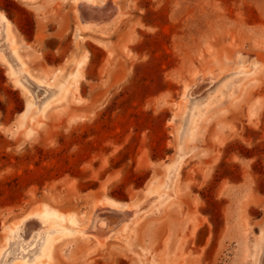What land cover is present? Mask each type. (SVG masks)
Masks as SVG:
<instances>
[{
    "label": "rangeland",
    "instance_id": "obj_1",
    "mask_svg": "<svg viewBox=\"0 0 264 264\" xmlns=\"http://www.w3.org/2000/svg\"><path fill=\"white\" fill-rule=\"evenodd\" d=\"M95 3L104 8L86 6L87 22L118 10L115 27L89 29L76 0H0L35 76L62 82L88 58L77 97L53 104L33 141L17 124L28 97L0 63V247L5 227L38 204L84 229L97 205L109 216L104 197L137 216L105 240L98 228L63 237L52 264H251L264 234V0ZM239 52L258 63L257 86L213 101L184 145L177 198L150 205L176 157L185 91L204 89L211 62Z\"/></svg>",
    "mask_w": 264,
    "mask_h": 264
},
{
    "label": "bare ground",
    "instance_id": "obj_2",
    "mask_svg": "<svg viewBox=\"0 0 264 264\" xmlns=\"http://www.w3.org/2000/svg\"><path fill=\"white\" fill-rule=\"evenodd\" d=\"M20 1L30 6L33 5L34 8H39L38 5L34 4V0ZM76 3L81 22L88 26L89 29L105 30L115 27L119 22L118 10H114V12L112 11L106 15L108 17V19L106 18L107 20L102 19L104 15L102 16L101 14L95 15L94 13L93 16L89 15L92 21L88 23L85 7L91 5L90 9L98 8V11L96 9L98 13L104 7L101 4H96L95 0H93V3L92 0H76ZM96 11L94 10V12ZM21 46H23V43L18 41L11 23L0 14V63H3L8 68L16 86L28 97L26 110L19 117L17 124L19 129L23 128L25 130L27 140L33 141L37 136L34 124L40 123L37 120L39 118L44 119L50 107L57 102L60 103V101L67 100L69 94L77 97L76 94H78L85 78L88 58L82 57L75 64L73 71L71 70L72 72L68 70L67 77L62 82H46L31 72L21 54ZM258 69V63L249 61L241 52L235 53L228 59L211 62L209 68L203 74L206 79L210 80L204 86V89L200 88L203 84L195 81L185 91L181 108L174 117L177 138L176 157L164 166L162 173L158 175L149 188L147 194L152 196L154 200L150 205L161 204L162 206V204L177 198H174L178 196V191L176 190L178 185L176 188L175 185L180 176L183 159L187 156V154L184 155L185 143L195 134L196 128L203 121L202 118L208 113V109L215 99L225 93L232 96L238 89H242L241 91L244 90L243 92H245L250 90L251 87L257 86ZM259 110L260 104L258 102L254 103L249 110V119L256 117ZM36 126L38 128V126L41 127L42 125L38 124ZM103 201L110 204L104 207L108 211L110 218H108L109 216L106 217V213L103 214V210L100 209L102 207L100 203ZM100 203V205L95 207L88 225L86 228L83 227L84 229L79 227L73 214L58 212L45 204L36 205L24 217L16 219L5 227L4 244L0 247V264H52L54 247L63 237H72L76 234L82 235L98 228V235L105 240L109 237V231L114 235L124 232L128 227V223L138 213L133 208L124 211L122 210L124 206L109 201L104 197ZM119 226L120 228H118ZM40 233H43L42 237H39L41 236ZM262 236L260 241L252 248L249 256L251 264H264V234ZM25 240L28 241L27 245L23 244ZM101 241L99 240L100 244ZM12 252L16 253L9 257Z\"/></svg>",
    "mask_w": 264,
    "mask_h": 264
}]
</instances>
